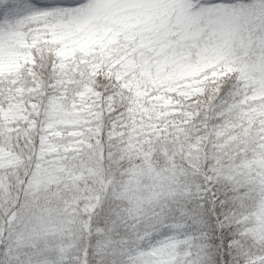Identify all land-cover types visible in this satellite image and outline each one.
<instances>
[{
  "label": "snow or ice",
  "instance_id": "6c2138e0",
  "mask_svg": "<svg viewBox=\"0 0 264 264\" xmlns=\"http://www.w3.org/2000/svg\"><path fill=\"white\" fill-rule=\"evenodd\" d=\"M0 264H264V0H0Z\"/></svg>",
  "mask_w": 264,
  "mask_h": 264
}]
</instances>
